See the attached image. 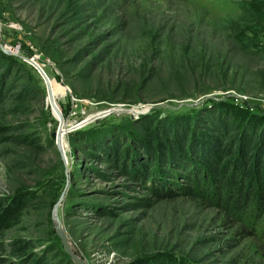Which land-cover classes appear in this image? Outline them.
Masks as SVG:
<instances>
[{
  "label": "rangeland",
  "instance_id": "374dc122",
  "mask_svg": "<svg viewBox=\"0 0 264 264\" xmlns=\"http://www.w3.org/2000/svg\"><path fill=\"white\" fill-rule=\"evenodd\" d=\"M226 121L264 145V0H0V264H264L187 193Z\"/></svg>",
  "mask_w": 264,
  "mask_h": 264
},
{
  "label": "trees",
  "instance_id": "16d2710c",
  "mask_svg": "<svg viewBox=\"0 0 264 264\" xmlns=\"http://www.w3.org/2000/svg\"><path fill=\"white\" fill-rule=\"evenodd\" d=\"M225 124L227 130L219 132L211 155L203 159V168L187 175V193L201 196L210 193V200H216L224 210L247 218L264 211V145L254 135L246 138L228 121ZM153 193L171 194L169 190ZM46 258V253L38 254L35 264H52Z\"/></svg>",
  "mask_w": 264,
  "mask_h": 264
},
{
  "label": "water",
  "instance_id": "95a60500",
  "mask_svg": "<svg viewBox=\"0 0 264 264\" xmlns=\"http://www.w3.org/2000/svg\"><path fill=\"white\" fill-rule=\"evenodd\" d=\"M25 60H26L27 63H29L30 65H32L34 68L36 67L35 69L40 74V76L43 77L42 79H44L43 80L44 81V84H45L46 88H48V79H47L46 74L44 73V71L40 68V66L35 62V60L33 58H25ZM48 104H49V106L52 109V107H53L52 102L49 101ZM119 110H122V109H119ZM57 133H58V131H57ZM57 133H54L53 136L56 137L57 136ZM61 153H62V151H61ZM55 217H57V216L54 215L55 227H56V234L60 237V239L62 241V244L64 246V249L66 251H68L67 250V247H66V241H65L64 237L60 234L58 218H55Z\"/></svg>",
  "mask_w": 264,
  "mask_h": 264
},
{
  "label": "bare ground",
  "instance_id": "6f19581e",
  "mask_svg": "<svg viewBox=\"0 0 264 264\" xmlns=\"http://www.w3.org/2000/svg\"><path fill=\"white\" fill-rule=\"evenodd\" d=\"M36 68V67H35ZM43 78V77H42ZM44 80V79H43ZM48 86H49V89H51L50 91H52V93L54 95H58L60 96V98H64L65 96V93H66V89L60 85V84H57V83H53L51 80L48 82ZM50 99H52V95L49 96V101ZM53 101V100H52ZM51 102V101H50ZM53 110H54V106H53ZM64 131L65 129H61L58 131L57 133V140L59 143H62V146L61 148L64 149V146H65V141H64ZM61 141V142H60ZM63 233V232H62Z\"/></svg>",
  "mask_w": 264,
  "mask_h": 264
}]
</instances>
